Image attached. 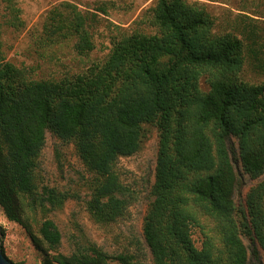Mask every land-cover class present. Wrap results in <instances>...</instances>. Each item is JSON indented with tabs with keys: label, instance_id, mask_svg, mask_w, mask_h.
<instances>
[{
	"label": "trees",
	"instance_id": "obj_1",
	"mask_svg": "<svg viewBox=\"0 0 264 264\" xmlns=\"http://www.w3.org/2000/svg\"><path fill=\"white\" fill-rule=\"evenodd\" d=\"M6 24L25 25L19 0H0ZM153 32L136 30L113 41L104 61L60 79H32L7 60L0 31V207L21 222L13 198L35 192V159L52 130L74 141L80 158L98 175L90 211L103 221L122 216L123 185L115 160L137 152L146 125L159 133L155 199L142 234L157 264H250L243 232L264 245V181L246 196L239 217L235 196L242 188L234 166L238 139L244 169L264 172V83L242 79L244 43L213 32L205 7L187 0H155ZM88 15L71 1L47 12L43 35L75 38L87 54L95 48ZM205 79L207 90L201 80ZM57 196L48 198L52 205ZM44 204V202H43ZM191 207L216 221L221 248L210 237L198 248ZM34 240L56 248L62 234L45 219ZM96 246L56 264H134L135 255L112 259Z\"/></svg>",
	"mask_w": 264,
	"mask_h": 264
},
{
	"label": "rangeland",
	"instance_id": "obj_2",
	"mask_svg": "<svg viewBox=\"0 0 264 264\" xmlns=\"http://www.w3.org/2000/svg\"><path fill=\"white\" fill-rule=\"evenodd\" d=\"M63 1H71L89 17L88 29L95 48L80 54L75 38L61 41L43 35L47 12ZM155 0H19L25 25L19 29L6 24L0 6V31L7 60L26 70L32 79H60L84 72L90 65L106 59L113 41L136 30L153 32L151 7ZM206 8L214 19L213 32L233 34L244 43L243 80L264 83V0H187ZM207 90L205 79L201 80ZM140 149L115 160L113 171L123 185L126 208L122 216L103 221L89 208L98 175L80 158L74 141L46 131V140L35 162V192L20 193L13 198L21 222L11 220L0 207L1 245L14 264H56L59 255L72 256L80 250L96 246L112 259L119 255H135L134 264H157L143 239V222L156 180L159 133L154 125H146ZM234 166L240 188L235 196L236 211L246 209L249 190L264 181V172L248 173L241 162L238 139L233 138ZM50 196H57L54 205ZM44 202V204H43ZM264 207V200H263ZM201 226H194L193 237L198 248L210 237L221 248V234L216 221L200 209L191 207ZM52 219L62 234L61 244L50 248L34 240L39 237L43 220ZM250 264H264V245L252 232H243ZM113 264L117 261L111 260Z\"/></svg>",
	"mask_w": 264,
	"mask_h": 264
},
{
	"label": "water",
	"instance_id": "obj_3",
	"mask_svg": "<svg viewBox=\"0 0 264 264\" xmlns=\"http://www.w3.org/2000/svg\"><path fill=\"white\" fill-rule=\"evenodd\" d=\"M0 264H14L10 261L3 252L2 245H1V235H0Z\"/></svg>",
	"mask_w": 264,
	"mask_h": 264
}]
</instances>
